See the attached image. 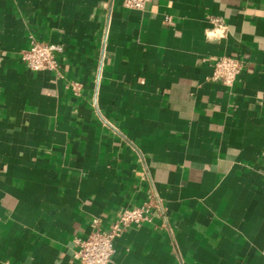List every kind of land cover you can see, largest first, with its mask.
<instances>
[{
	"label": "crops",
	"instance_id": "1",
	"mask_svg": "<svg viewBox=\"0 0 264 264\" xmlns=\"http://www.w3.org/2000/svg\"><path fill=\"white\" fill-rule=\"evenodd\" d=\"M145 203L109 264H264V0H0V264H79Z\"/></svg>",
	"mask_w": 264,
	"mask_h": 264
},
{
	"label": "built area",
	"instance_id": "2",
	"mask_svg": "<svg viewBox=\"0 0 264 264\" xmlns=\"http://www.w3.org/2000/svg\"><path fill=\"white\" fill-rule=\"evenodd\" d=\"M122 5L128 9L143 10L150 0H121ZM63 48L59 44H49L32 40L29 49L22 54V61L26 67L35 72H56L59 68L57 54ZM244 63L232 55L222 56L214 61L211 80L224 86H232L236 77L242 72ZM78 90V84L73 86ZM152 206L154 209H152ZM163 209L160 204L145 203L143 206L124 208L117 221L107 230L98 226L94 221V229L83 239H77V249L73 257L79 264H109L115 254V241L130 227L138 226L146 222H152L154 218L163 217Z\"/></svg>",
	"mask_w": 264,
	"mask_h": 264
}]
</instances>
